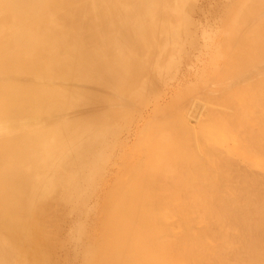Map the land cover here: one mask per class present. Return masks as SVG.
<instances>
[{"label": "bare ground", "instance_id": "6f19581e", "mask_svg": "<svg viewBox=\"0 0 264 264\" xmlns=\"http://www.w3.org/2000/svg\"><path fill=\"white\" fill-rule=\"evenodd\" d=\"M54 211L80 264H264V0H0V264Z\"/></svg>", "mask_w": 264, "mask_h": 264}, {"label": "rangeland", "instance_id": "374dc122", "mask_svg": "<svg viewBox=\"0 0 264 264\" xmlns=\"http://www.w3.org/2000/svg\"><path fill=\"white\" fill-rule=\"evenodd\" d=\"M212 7H213L212 10L214 9L213 12H212L213 18H215L216 21H218V16L219 17L222 16V14L225 11L222 10V9L220 10L221 7H217L215 5V3L212 4ZM218 9H219V11H218ZM230 9L232 10V6L230 7ZM230 9H228V10H230ZM228 10H226V11H228ZM195 20L196 21H199L198 18H196V19L193 18V21L194 22H196ZM202 33H203V28L199 24V28H196L194 30L193 34H190V36L192 35V38H191L192 39V41H191L192 44L199 43L198 38H199V40H201V37L203 35ZM220 36H221V33H219L217 35V38L216 39H220ZM218 45L219 44H217V49L219 47H222V46H219L218 47ZM198 47H200V46H198ZM198 47L197 46L188 47V49H189L188 52L192 53V55L194 57V59L192 58L191 64L189 65V68H191L193 66V69L188 74L187 72H185V68H182L181 72L178 74V76L176 78V81L171 84V87L174 86V88H170V89L171 90L173 89V92L175 94H176L177 91H178L177 94H181V95H184V96H186L185 93L191 94V92H193V90H195L196 84H197V88H198V85H201V83H202L201 78L203 77V72L202 71L203 70L209 71V68H208L209 67L208 66L209 64H211V63H217L218 64L220 62L223 63L221 61L222 60V57H220V55L218 56V54L216 52H214V51H216V46H214L215 48L213 47L214 49H212V48H210V49H207V48L203 49L204 51L202 50L201 56H200V51L196 49ZM218 50H220V49H218ZM206 54H207V56H206ZM221 56H223V54H221ZM197 57H199L200 59L197 60ZM209 59H211V60H209ZM185 64H186V62H185ZM205 65H207V66H205ZM198 71L200 72V74H197L196 77H195V74ZM183 75H185V78H183ZM206 76L207 77L210 76V78L212 77L211 74H209V75L206 74ZM187 78H189L191 80H189L186 84L180 86L176 90V84L175 83H178L180 81H183L184 79H187ZM191 84H193L195 87L192 85L194 88H191V86H190ZM212 86H210V88ZM187 88L189 89V91L191 90L190 93H189V91H187ZM212 89H213V87H212ZM168 101H170V99ZM204 106L208 110V106L209 105L207 106L206 104H204ZM205 107L203 108V105H202L201 106L202 110L200 109L199 112H202V111L205 112L206 111L205 110ZM205 123H206V121L204 122V125H206ZM109 174H110V167H109V171H108L107 177L109 176ZM105 183H107V181H105L104 184ZM102 185L103 184H101V186L98 187V191H100V188L102 187ZM53 213L54 214L57 213L58 218H56V219H54V218H48V219L45 220L44 225L41 226L42 232L44 234H46V238H47V243H46V245L43 246V250H45V252H44L45 257H44V263L43 264H59V263L60 264H80V260L81 259H78V260L75 261L73 259V255L70 252V250L67 251L66 249H63L62 248L64 239H65L67 233L69 232V230L71 229V224L73 222H68L66 220V214H62L61 215L57 211H54ZM90 225L91 224H89V226Z\"/></svg>", "mask_w": 264, "mask_h": 264}]
</instances>
